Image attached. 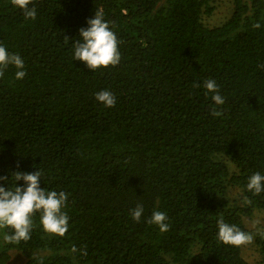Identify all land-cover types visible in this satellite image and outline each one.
Listing matches in <instances>:
<instances>
[{
    "label": "trees",
    "instance_id": "obj_1",
    "mask_svg": "<svg viewBox=\"0 0 264 264\" xmlns=\"http://www.w3.org/2000/svg\"><path fill=\"white\" fill-rule=\"evenodd\" d=\"M212 1L33 0V21L0 0V45L26 72L16 79L9 65L0 77V186L40 170L41 188L69 194L70 217L64 237L46 233L39 212L27 242L6 244L12 230L1 229L0 264L12 250L26 264H250L243 246L218 241L217 221L253 233L244 217L264 211V192L246 187L264 175V0H232L218 25L204 20ZM97 10L122 41L121 60L91 71L74 44ZM103 90L114 107L96 100ZM233 188L251 204L232 199ZM155 211L168 231L147 222Z\"/></svg>",
    "mask_w": 264,
    "mask_h": 264
},
{
    "label": "clouds",
    "instance_id": "obj_2",
    "mask_svg": "<svg viewBox=\"0 0 264 264\" xmlns=\"http://www.w3.org/2000/svg\"><path fill=\"white\" fill-rule=\"evenodd\" d=\"M13 6L19 8L23 12L25 20H35L37 11L35 7H29L33 0H11ZM87 28H80L79 35L82 38L74 44V60L85 62L86 66L95 71L100 67L117 66L121 60L119 45L122 43L112 31L110 22L104 19V13L101 10L95 12L94 18L87 21ZM259 22L253 24V28L259 29ZM12 65L18 71L15 72L16 79H23L26 72L23 70L24 60L18 54L9 53L3 45H0V77L4 76V70ZM199 86V85H197ZM204 87L207 94L211 95L215 105L220 106L225 103L223 96L219 94V86L214 79L204 81ZM98 102L105 107H114L116 104L115 95L103 90L95 94ZM211 114L214 117L220 116L221 111L213 108ZM42 172H16L14 173L15 187L13 189H5L0 186V229L10 228L11 234H5L3 239L6 244H19L21 241L27 242L31 239V233L34 227L32 217L39 212L40 224L44 231L48 234H54L64 237L69 229V219L63 209L67 206L68 193L64 191H46L40 187ZM8 177H0V180H7ZM24 181V186H17L16 181ZM247 190L253 195H259L264 192V175L259 172L252 174L248 178L246 185ZM245 204H251L248 197L243 198ZM144 212L142 205L138 204L131 211L132 219L136 222L141 220ZM168 217L162 211H155L148 219L149 224L159 227L161 232L169 230V224L166 223ZM259 221L254 222V226ZM217 239L219 242L240 247L246 246L254 241V234L242 231L234 224L225 223L221 216L218 221ZM255 235L264 238V230H258ZM73 252L77 249L72 248ZM87 255L86 251L82 253Z\"/></svg>",
    "mask_w": 264,
    "mask_h": 264
},
{
    "label": "rangeland",
    "instance_id": "obj_3",
    "mask_svg": "<svg viewBox=\"0 0 264 264\" xmlns=\"http://www.w3.org/2000/svg\"><path fill=\"white\" fill-rule=\"evenodd\" d=\"M212 3L214 6L213 12L210 15L204 16L205 22L210 25L223 23L234 10V3L232 0H213ZM230 165L232 166L233 164L231 163ZM230 196L239 203H243V194L238 188L231 189ZM244 220L246 226L252 230L254 234L257 233L258 230H264V211L255 210L251 216H245ZM255 221H259V224L254 226ZM1 240L2 232L0 229V242ZM10 254L11 256L8 264H26L27 258L19 250H12ZM243 255L250 264H264L261 251L254 241L249 245L243 246Z\"/></svg>",
    "mask_w": 264,
    "mask_h": 264
}]
</instances>
